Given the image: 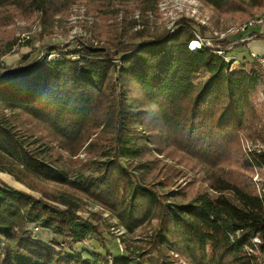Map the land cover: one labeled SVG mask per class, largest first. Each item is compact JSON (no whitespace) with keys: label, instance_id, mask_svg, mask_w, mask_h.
I'll return each instance as SVG.
<instances>
[{"label":"trees","instance_id":"1","mask_svg":"<svg viewBox=\"0 0 264 264\" xmlns=\"http://www.w3.org/2000/svg\"><path fill=\"white\" fill-rule=\"evenodd\" d=\"M160 1L0 0V28L49 25L75 4L106 20L129 4L153 14ZM197 1L232 26L264 10V0ZM208 32L181 17L157 34L80 39L54 57L0 66V173L28 190L0 180V264H264V182L250 179L264 172V67L255 58L233 67L227 42L189 48ZM207 140L205 161L191 157ZM81 153L96 157V175L71 180L66 158ZM87 204L130 236L123 255L70 249L101 237L99 213L82 216ZM30 225L54 239L38 241Z\"/></svg>","mask_w":264,"mask_h":264},{"label":"rangeland","instance_id":"2","mask_svg":"<svg viewBox=\"0 0 264 264\" xmlns=\"http://www.w3.org/2000/svg\"><path fill=\"white\" fill-rule=\"evenodd\" d=\"M124 7L122 9H131V12L128 14L120 12L117 17L107 20L102 18L93 6L83 4L71 6L66 16L56 17L49 25H40L36 19L28 21L16 19L14 24L0 28V46L5 43L8 37L12 36L16 39V44L11 47L10 53L0 58V66H14L24 54L30 55L28 64L40 60L43 56L54 57L65 51L64 45L80 39L93 42V44L97 43V39L95 40L94 37L125 40L139 29H146L157 34L162 30L169 29L173 22L181 17L192 19L209 28V32L203 38L197 36L195 41L197 49L203 44L211 47L215 43L227 42V51L228 48V50H232L233 46L230 43L236 38L237 29L241 26H232L230 21L218 19L209 8L197 0H161L157 12L147 15H140L138 12L132 11L131 4ZM225 58L230 60L226 54ZM94 77L98 79L100 74L96 73ZM5 80L6 78L0 79V83ZM256 102L264 107V84L258 89ZM213 142L214 140H207L194 147L190 152L191 157L201 162L205 161ZM243 147L250 148L251 145L244 142ZM66 163L64 169L71 180L96 175V157L90 158L85 153H81L77 156L67 157ZM188 176L191 179H198V176L192 173H189ZM250 179L253 184L260 187L264 182V172L254 171ZM0 180L16 189L26 190L21 184L13 182L11 177L5 173H0ZM196 187L203 189L205 185L197 182ZM26 191L28 192V190ZM82 209L84 211L82 216L85 218L87 211L99 213L101 237L91 236L84 243H73L70 249L84 257H92L96 253L101 255L108 253L111 257L119 255V249L124 247L122 237L130 239V236L117 226L116 220L103 208L87 204ZM29 229L35 239L40 242L47 243L48 240L53 239L52 234L50 235L49 232L42 229H36L34 225H30Z\"/></svg>","mask_w":264,"mask_h":264},{"label":"crops","instance_id":"3","mask_svg":"<svg viewBox=\"0 0 264 264\" xmlns=\"http://www.w3.org/2000/svg\"><path fill=\"white\" fill-rule=\"evenodd\" d=\"M236 34L235 41L233 40L230 44L237 48H232V50H228V48L226 51V55L233 62V67L238 66L243 61H250L252 58L264 56V20L262 24L243 31H237ZM49 234L51 235L50 232ZM52 238L54 239V237Z\"/></svg>","mask_w":264,"mask_h":264},{"label":"built area","instance_id":"4","mask_svg":"<svg viewBox=\"0 0 264 264\" xmlns=\"http://www.w3.org/2000/svg\"><path fill=\"white\" fill-rule=\"evenodd\" d=\"M263 20H264V12H263L262 15H260V16H258V17H256V18H254V19H252V20L246 22L245 24L241 25V26L237 29V31H243V30H245V29H247V28H251V27H254V26L260 25V24H262ZM218 53H221V52H218ZM257 60H258V62L264 67V56H262V57H258ZM119 248H120V247H119ZM119 250H120V254H119V255H123V254H124V247H123L122 249L120 248ZM108 263H109V264L112 263V258H109V259H108Z\"/></svg>","mask_w":264,"mask_h":264},{"label":"bare ground","instance_id":"5","mask_svg":"<svg viewBox=\"0 0 264 264\" xmlns=\"http://www.w3.org/2000/svg\"><path fill=\"white\" fill-rule=\"evenodd\" d=\"M190 48L192 49V50H197V43L194 41V42H192L191 44H190Z\"/></svg>","mask_w":264,"mask_h":264}]
</instances>
